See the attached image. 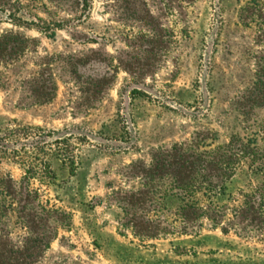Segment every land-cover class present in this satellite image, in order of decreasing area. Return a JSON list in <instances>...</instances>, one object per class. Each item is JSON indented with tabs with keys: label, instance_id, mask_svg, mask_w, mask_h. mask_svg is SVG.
<instances>
[{
	"label": "rangeland",
	"instance_id": "obj_1",
	"mask_svg": "<svg viewBox=\"0 0 264 264\" xmlns=\"http://www.w3.org/2000/svg\"><path fill=\"white\" fill-rule=\"evenodd\" d=\"M0 138V253L264 264V0H0Z\"/></svg>",
	"mask_w": 264,
	"mask_h": 264
},
{
	"label": "trees",
	"instance_id": "obj_2",
	"mask_svg": "<svg viewBox=\"0 0 264 264\" xmlns=\"http://www.w3.org/2000/svg\"><path fill=\"white\" fill-rule=\"evenodd\" d=\"M135 93H137V91H134V94ZM140 94H144V93H140ZM47 171L52 173V171L48 167H47ZM51 177L54 179V174H52ZM31 242H32L31 238H26L25 244L23 247H20L17 250H14L13 248H11L9 251H1L0 264H36L38 263L39 259L43 257V254H45L46 248H48V244H47V247L43 250L41 249V246L39 245L38 242H36L37 243L36 246H30Z\"/></svg>",
	"mask_w": 264,
	"mask_h": 264
}]
</instances>
